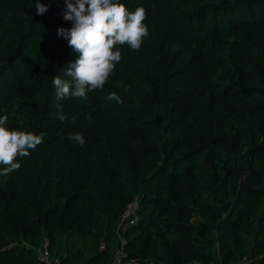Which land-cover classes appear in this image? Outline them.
<instances>
[{
	"label": "trees",
	"instance_id": "obj_1",
	"mask_svg": "<svg viewBox=\"0 0 264 264\" xmlns=\"http://www.w3.org/2000/svg\"><path fill=\"white\" fill-rule=\"evenodd\" d=\"M36 2L0 0V116L44 134L0 175V264H112L137 197L123 264H264V0H119L149 35L87 100L55 95L65 0Z\"/></svg>",
	"mask_w": 264,
	"mask_h": 264
},
{
	"label": "clouds",
	"instance_id": "obj_2",
	"mask_svg": "<svg viewBox=\"0 0 264 264\" xmlns=\"http://www.w3.org/2000/svg\"><path fill=\"white\" fill-rule=\"evenodd\" d=\"M63 19L72 22L71 28H58L57 35L66 40L71 48L78 53V59L68 64L64 70L70 79H53L56 88V98H79L87 100V93L102 90L116 62L121 60V52L116 45H128L132 50L141 48L142 41L149 35L147 25L144 23L146 9L143 6L129 12L119 0H65ZM36 14L43 15L48 7L37 0ZM108 101L116 104L123 103L121 97L109 93ZM0 111H6L0 109ZM58 118L61 122L69 119L58 106ZM91 119V117H88ZM8 116H0V165H7L0 169V175H8L20 168L15 162L17 157L29 155V150L35 149L44 134L34 132L12 131L7 128ZM67 139L79 145L86 143L85 137L80 133L69 134Z\"/></svg>",
	"mask_w": 264,
	"mask_h": 264
},
{
	"label": "built area",
	"instance_id": "obj_3",
	"mask_svg": "<svg viewBox=\"0 0 264 264\" xmlns=\"http://www.w3.org/2000/svg\"><path fill=\"white\" fill-rule=\"evenodd\" d=\"M140 201L139 198H135L125 209L121 219L122 221L119 224V240L121 248H116L114 250V258L112 264H123V247L125 246L127 239L124 237V231L127 227L136 226L140 222ZM102 250L105 249V246L101 247ZM38 258L41 264H59V261L52 257L50 253V245L48 242L44 244L43 247L38 249Z\"/></svg>",
	"mask_w": 264,
	"mask_h": 264
},
{
	"label": "rangeland",
	"instance_id": "obj_4",
	"mask_svg": "<svg viewBox=\"0 0 264 264\" xmlns=\"http://www.w3.org/2000/svg\"><path fill=\"white\" fill-rule=\"evenodd\" d=\"M225 57H226V55H225ZM115 250V249H114Z\"/></svg>",
	"mask_w": 264,
	"mask_h": 264
}]
</instances>
